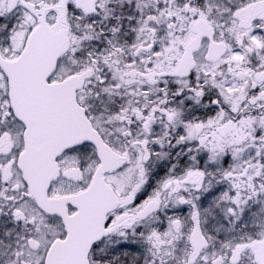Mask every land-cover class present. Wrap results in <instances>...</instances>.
<instances>
[{"label":"snow or ice","instance_id":"1","mask_svg":"<svg viewBox=\"0 0 264 264\" xmlns=\"http://www.w3.org/2000/svg\"><path fill=\"white\" fill-rule=\"evenodd\" d=\"M0 264H264V0H0Z\"/></svg>","mask_w":264,"mask_h":264}]
</instances>
